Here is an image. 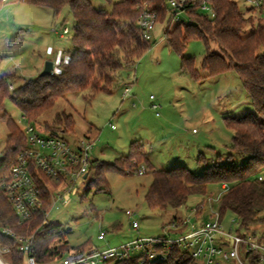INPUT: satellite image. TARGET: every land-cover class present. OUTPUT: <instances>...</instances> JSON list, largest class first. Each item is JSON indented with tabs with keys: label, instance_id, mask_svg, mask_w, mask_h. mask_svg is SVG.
<instances>
[{
	"label": "rangeland",
	"instance_id": "1",
	"mask_svg": "<svg viewBox=\"0 0 264 264\" xmlns=\"http://www.w3.org/2000/svg\"><path fill=\"white\" fill-rule=\"evenodd\" d=\"M118 1L90 0V3L95 9L110 10L112 3ZM234 1L240 12L252 18L253 25L259 21L258 12L252 9L245 12L248 9L244 0ZM177 13L176 20L172 17L168 24L160 19V23H155L149 50L133 65L123 63L115 72L111 93L90 90L68 93L34 122H27L8 99L3 102L4 111L22 130L30 123L44 136L66 133L91 137L94 139L92 155L98 162L112 163L136 145L146 153L154 170L184 166L200 174L217 159L219 164L239 163L242 160L228 150L232 131L225 126L224 119L255 114V110L234 71L202 81H193L182 73L181 56L171 50L164 37L176 23L188 22L185 12ZM64 29L67 33L59 37ZM72 35L73 19L66 6L54 15L48 8L1 0L0 73L14 76L9 90L37 77L45 62L52 64L51 74L61 72L63 59L73 48ZM210 51L219 53L214 44ZM205 53L201 41L190 40L182 57H192L198 68ZM125 88H129L127 95H124ZM152 104L157 109H152ZM62 113L71 117L72 131H63L61 125L51 133L49 127L54 116ZM7 134L5 122L0 119V157ZM115 167L123 173L105 172L106 185H92L90 173L48 209V224L61 233L58 244L84 250L115 247L137 237L160 236L173 220L188 217L191 222H202L213 219L215 212L226 229L234 227L231 220L236 219L230 213L222 216L218 211L216 198L225 192L224 184L208 185L206 196H190L177 209L151 210L144 202V194L152 181L151 169L143 163L133 169L121 163H115ZM260 176L264 178V171ZM193 209H196L194 213ZM127 210L133 213V218L127 217ZM260 216L264 217V211ZM133 221L138 223V230L131 227ZM250 230L258 237L263 227L258 224ZM100 234L104 236L101 240Z\"/></svg>",
	"mask_w": 264,
	"mask_h": 264
},
{
	"label": "trees",
	"instance_id": "2",
	"mask_svg": "<svg viewBox=\"0 0 264 264\" xmlns=\"http://www.w3.org/2000/svg\"><path fill=\"white\" fill-rule=\"evenodd\" d=\"M16 1L51 9L54 15L66 6L73 19V48L68 63L63 65L60 73L38 75L12 91L8 87L14 76L7 72L0 73V119L8 130L0 157V184L26 142L23 130L4 111V100L8 99L15 105L27 122H34L56 100L68 93L86 90L111 93L115 72L121 69L123 63L133 65L151 46L150 40L141 36L135 24L139 14L144 10L153 12L156 15L155 23H160V19L168 24L177 13L169 8L166 0H120L112 3L110 10L95 9L90 0ZM199 1L196 0L185 10L188 22L176 23L172 30L166 31L164 37L171 50L181 56L180 70L193 81L217 77L228 71H234L241 79L255 114L241 118L227 117L224 122L232 131L228 150L242 161L219 164L217 159L200 174L192 173L184 166L154 170L140 146L132 145L125 156L116 158L112 163L96 161L91 170V184L97 187L106 185L104 174L116 170L115 163L132 169L143 163L151 169L152 174V181L144 194V202L151 210L177 209L190 196H206L208 185L225 184L227 190L219 199V213L222 216L230 213L237 222L236 232L242 236L254 234L251 227L260 224L263 230L258 239L264 242V217L260 216L264 211V178L260 176L264 171V22L260 18L253 25L252 18L240 12L234 0H209L215 11L214 18L209 19L199 13ZM249 11L251 9L245 12ZM190 40L201 41L205 48V56L198 68L192 57H182ZM212 44L217 46L219 53L210 51ZM43 123L47 126L46 122ZM72 124L71 117L62 113L54 116L49 131L54 133L61 125L63 131H72ZM116 171L123 173L122 170ZM38 178L40 188L50 182L43 175H38ZM48 207L47 193L44 192L43 208ZM39 222V217H36L30 224L19 226L0 187V227L9 228L17 235H27L37 228ZM60 234L57 228L48 225L44 236L35 237V257L38 261L47 263L65 253L83 250L58 244ZM0 245L10 248L11 259L15 262L21 259V255L15 251L14 240L0 234ZM243 257L246 260L250 254ZM107 264L139 263L136 257H132ZM155 264L193 263L185 252L174 247L167 253L165 261ZM249 264L255 263L249 261Z\"/></svg>",
	"mask_w": 264,
	"mask_h": 264
},
{
	"label": "built area",
	"instance_id": "3",
	"mask_svg": "<svg viewBox=\"0 0 264 264\" xmlns=\"http://www.w3.org/2000/svg\"><path fill=\"white\" fill-rule=\"evenodd\" d=\"M2 1L7 2V0ZM166 1L171 9L179 12H185L188 6L196 2V0ZM244 1L247 9L258 12L264 22V0ZM209 3V0H200L197 8L204 16L214 18L212 4L210 3V6ZM155 21L156 15L153 12L144 10L139 14L135 24L144 39L152 38ZM66 33L67 29H64L59 37ZM68 59L69 56L63 59V65L68 63ZM127 93L129 88L124 89V95ZM152 98L150 96V99ZM151 108L155 110L157 105L152 104ZM23 132L25 146L17 153L0 187L19 226L30 224L36 217H39L40 222L37 228L27 235H17L9 228L0 227V234L14 240L15 251L21 255V259L15 262L11 259L10 248L0 245V264H107L132 257H136L139 264H155L165 261L167 253L174 247L185 252L193 264H249V261L264 264V242L253 234L244 236L238 234L237 222L234 220H231L234 227L226 229L220 222L217 212L214 213L213 219L202 222L197 220L191 222L188 217L173 220L164 228L162 235L157 237H137L115 247L103 249L91 247L78 252L65 253L51 262L38 261L35 257L34 239L45 234V228L49 225L46 220L48 209L70 193L79 179L88 178L96 162L92 155L94 139L85 135L66 133L61 136L55 134L44 136L30 123L25 125ZM141 171L138 174H141ZM38 175L50 180L43 188H40L38 183ZM225 186L224 184L222 187L223 191H226ZM44 192L47 193L49 202V207L45 209L43 208ZM222 193L216 200H219ZM195 210L193 209L192 213ZM125 214L133 218L131 211H125ZM130 225L135 230L139 228L136 221L131 222ZM103 237V234H100L98 239L101 240ZM244 254H250V257L245 260Z\"/></svg>",
	"mask_w": 264,
	"mask_h": 264
},
{
	"label": "water",
	"instance_id": "4",
	"mask_svg": "<svg viewBox=\"0 0 264 264\" xmlns=\"http://www.w3.org/2000/svg\"><path fill=\"white\" fill-rule=\"evenodd\" d=\"M52 71V64L50 62H45L42 72L39 74V76H46L50 75ZM86 175L83 176L85 178Z\"/></svg>",
	"mask_w": 264,
	"mask_h": 264
},
{
	"label": "crops",
	"instance_id": "5",
	"mask_svg": "<svg viewBox=\"0 0 264 264\" xmlns=\"http://www.w3.org/2000/svg\"><path fill=\"white\" fill-rule=\"evenodd\" d=\"M109 163V162H108Z\"/></svg>",
	"mask_w": 264,
	"mask_h": 264
}]
</instances>
